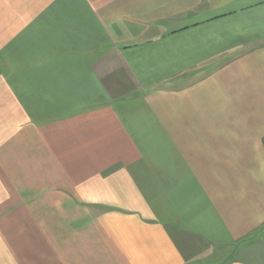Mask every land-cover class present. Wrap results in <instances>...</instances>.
I'll list each match as a JSON object with an SVG mask.
<instances>
[{"label":"crops","instance_id":"obj_1","mask_svg":"<svg viewBox=\"0 0 264 264\" xmlns=\"http://www.w3.org/2000/svg\"><path fill=\"white\" fill-rule=\"evenodd\" d=\"M261 237L264 0H0V264H264Z\"/></svg>","mask_w":264,"mask_h":264},{"label":"rangeland","instance_id":"obj_2","mask_svg":"<svg viewBox=\"0 0 264 264\" xmlns=\"http://www.w3.org/2000/svg\"><path fill=\"white\" fill-rule=\"evenodd\" d=\"M261 239H262V241H264V237H261ZM255 241V240H254ZM250 242L247 246L248 247H250L251 248V246H252V249L250 250V249H248V248H245V245L246 244H243L242 246L245 248V252H247V251H249V252H253L254 253V256H255V259L257 258V256L259 255V254H262L263 252H264V246L263 247H261V248H259V246L257 245L258 244V242L256 243V242ZM257 241V240H256ZM255 244V245H254ZM257 245V246H256ZM246 246V247H247ZM247 249V250H246ZM253 249H255L254 251H252ZM223 253H224V251H223ZM223 253H221V257L220 258H218L217 260H215L214 259V261L213 262H209V263H212V264H223V263H226L228 260H230L231 259V257L232 258H234V259H236V260H239V259H243V260H247V262H246V264H251V260H252V254L250 255V254H248V256H246V258H245V256H244V252H237V253H235L234 255H232V256H229V255H231V253L228 251V252H226V254H223ZM199 264H203L202 263V261H200L199 262ZM252 264H254V262H252Z\"/></svg>","mask_w":264,"mask_h":264}]
</instances>
